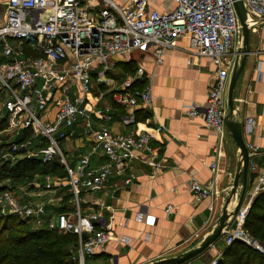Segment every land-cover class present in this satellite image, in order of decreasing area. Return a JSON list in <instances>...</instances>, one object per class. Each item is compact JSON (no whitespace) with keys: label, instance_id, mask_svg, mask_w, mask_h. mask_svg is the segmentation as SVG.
Masks as SVG:
<instances>
[{"label":"built area","instance_id":"2783aa9c","mask_svg":"<svg viewBox=\"0 0 264 264\" xmlns=\"http://www.w3.org/2000/svg\"><path fill=\"white\" fill-rule=\"evenodd\" d=\"M84 1L0 0L5 9L0 23V118L7 113L8 127L4 134L10 142L29 133L28 139L20 145L14 144L13 152L2 159L12 164L23 158H37L44 164L59 160L65 168L67 182L62 185L56 177L48 175L43 190L65 187L74 203L73 210L44 220L45 202L24 204L17 190L10 188L0 193V214L77 236L78 244L71 251L70 264H86L88 258L105 252L111 241V227L105 226L100 211L88 215L81 212L83 181L95 175V186L103 188L114 173L126 176V167L138 151L152 156L151 161L144 162L153 173L164 167L150 146L153 134H114L107 128L111 115L89 107L94 86H105L113 103L124 110L120 117L124 126L136 124L135 109L148 106L153 98L149 87L133 86L150 74L138 68L120 88L112 89L115 83L109 73L117 66L118 59L135 55H151L156 64H162L165 54L177 48L176 42L186 39L188 66H194V58L207 59L214 65V81L206 106L192 104L187 106L186 114L190 119L201 118L208 130L224 136L228 116L225 95L231 75L244 55L243 32L234 0H174V9L166 13L153 9L149 0H130L125 6L102 0V7L95 12L87 9ZM241 1L247 11L251 35L264 32V0ZM24 43L42 56H27ZM51 111H54L53 121L42 120L41 114ZM94 118L101 122L99 128L94 127ZM77 125L85 136L93 139V146L72 166L61 142L72 135L66 129L73 130ZM256 128L257 121L248 118L243 133L254 135ZM161 130L159 127L156 131ZM34 140H38V147L31 150ZM24 148L26 154L15 155ZM247 148L250 153L259 150L254 144H248ZM93 156H102L107 163L93 169ZM136 179L131 173L125 183L132 184ZM189 185L196 201L215 196L212 186L196 180ZM34 188L40 189L37 184ZM260 193H264V169L225 233L227 246L239 241L264 255V243L245 228L252 202ZM165 211L172 213V207ZM143 219L138 214L137 220ZM144 222L154 226L155 217L146 216ZM119 241L128 244L129 238L120 236ZM219 259L215 258L211 264H218ZM110 262L116 264L113 258Z\"/></svg>","mask_w":264,"mask_h":264},{"label":"crops","instance_id":"0c3cea01","mask_svg":"<svg viewBox=\"0 0 264 264\" xmlns=\"http://www.w3.org/2000/svg\"><path fill=\"white\" fill-rule=\"evenodd\" d=\"M111 1L118 6H125L130 0ZM84 2L92 12L102 7V0ZM149 2L160 13L170 12L175 7L174 0ZM4 15V6L0 5V23ZM176 47L165 54L162 64H156L151 55L118 59V62L134 60L138 68H143L150 74L149 78L141 80L146 82L144 87L150 88L153 99L148 106L135 109L136 124L127 127L121 123L120 117L124 110L114 106L107 90H97L90 97L89 107L101 109L111 115L106 126L112 133L153 134L150 146L159 159H162L164 167L158 173H153L151 166L144 162L151 161L152 156L138 151L126 167V176L114 173L103 188L95 186V175L83 181L81 212L88 215L100 211L105 226L111 227V241L106 251L88 258L86 264H111V258L116 264H152L195 251L212 235L230 200L229 219L222 229L221 238L200 256L185 264H211L215 258H221L227 247L224 236L235 215L234 210L241 192L240 184L238 196H231L239 154L227 132L221 136L208 130L201 118L190 119L186 114L187 106H206L214 81V65L207 59L194 58V66H188L185 52L188 48L187 40H179ZM250 49L251 54L235 90V111L230 114L228 107L227 116L229 120L242 122L243 126L248 118L257 121L255 134L244 135L247 145L259 146L257 152L250 153L247 192L255 185L264 169V32L251 35ZM118 69L121 68L116 66L109 73L115 83L111 88H120L127 80L119 82L114 77ZM111 88L110 90L113 89ZM228 93L229 90L225 95L227 105ZM41 118L53 121L54 111L41 114ZM93 121L94 127L99 128L101 122L95 118ZM159 127L162 130L157 132ZM66 131L72 135L61 142L62 149L68 160L70 156V164L76 166L80 158L89 153L93 139L85 136L78 125L73 130ZM104 163L107 162L102 156L91 158L93 169ZM131 173L137 179L132 184H126L125 179ZM56 178L62 185L67 182L66 178ZM44 180L45 178L35 183L40 189L31 185L25 192L24 189L17 190L24 204L45 202L44 220L56 218L61 210H73L74 203L70 197L68 200L66 198L69 195L67 189L61 187L52 191L43 190L46 183ZM192 180L212 186L215 196L196 201L190 191L189 184ZM50 199L53 202H47ZM168 207H172V213H166ZM138 214L144 219L146 216L155 217L154 226L146 225L144 219L137 220ZM120 236H127L129 243L120 242Z\"/></svg>","mask_w":264,"mask_h":264},{"label":"trees","instance_id":"16d2710c","mask_svg":"<svg viewBox=\"0 0 264 264\" xmlns=\"http://www.w3.org/2000/svg\"><path fill=\"white\" fill-rule=\"evenodd\" d=\"M23 47L27 56H42L41 53L31 51L27 43H24ZM117 66L129 73L134 72V75L138 68L134 60L117 62ZM145 84V81L138 80L133 87L143 89ZM100 87L102 90L106 89L105 86ZM7 127L8 115L4 113L0 118V134L4 133ZM28 135L29 133L24 134L14 142H10L9 138L0 139V193L10 189L9 186L31 184L35 179L42 180L48 175L66 177L65 168L59 160L51 164H44L37 158L19 159L13 164L3 161L2 157L5 154L13 152V145L22 144L29 138ZM37 143L38 140H34L30 149H37ZM25 150L24 148L15 155H24ZM69 197L70 195L66 197L67 200ZM63 212L65 211L61 210V213ZM245 228L264 243V193L254 198ZM77 244L78 238L75 235L43 228L33 229L27 226V222L20 221L14 216L4 217L0 214V264H70L69 256ZM218 264H264V255L236 241L226 247Z\"/></svg>","mask_w":264,"mask_h":264},{"label":"water","instance_id":"95a60500","mask_svg":"<svg viewBox=\"0 0 264 264\" xmlns=\"http://www.w3.org/2000/svg\"><path fill=\"white\" fill-rule=\"evenodd\" d=\"M234 6L243 32L242 52L244 53V55L237 68L233 71L230 79V86L228 93V107L230 114H232L235 111L234 95H235L236 86L241 75L244 72L247 58L249 54H251V49H250L251 31H250L249 19L245 5L241 0H234ZM225 130L227 132L229 139L233 142L239 154L237 173L235 175L234 182L231 188V196L236 197L238 196V189L241 184V192L239 194L238 204L234 210V214H236L239 208L241 207V205L243 204V201L247 193L248 181L250 177L251 155L247 148V144L243 134L242 122H235L226 119ZM229 203L230 200H228L225 208L223 209L221 217L212 235L202 243L200 248L190 253H187L183 256H180L178 258L162 260L152 264H185L187 262L192 261L194 258L200 256L202 253L208 250L209 247H211L219 238H221L222 229L224 228L226 221L229 219V214H228Z\"/></svg>","mask_w":264,"mask_h":264},{"label":"rangeland","instance_id":"374dc122","mask_svg":"<svg viewBox=\"0 0 264 264\" xmlns=\"http://www.w3.org/2000/svg\"><path fill=\"white\" fill-rule=\"evenodd\" d=\"M243 46V45H242ZM239 47H241V46H239ZM1 62V61H0ZM134 73V72H133ZM133 73H129L128 71H124V69H118V71H117V73H116V75L114 76L119 82H122L123 80H125V79H128L129 77H132L134 74ZM123 76V77H122ZM95 83V81H93V84ZM99 89H101V87L99 86V87H95L94 86V89H93V91L95 92V91H99ZM102 90V89H101ZM107 90V88L105 89V90H103V91H106ZM7 138H9L8 136H6V134H4V133H1L0 134V139H7ZM69 161H71V158H70V156H69ZM44 179V178H43ZM38 180L39 179H35L31 184H27V185H15V187H13V186H9L10 188H12V189H15V190H23L24 192L25 191H27V189L28 188H30L31 187V185H33L34 186V184L35 183H37L38 182ZM56 180H59V179H56ZM40 181V180H39ZM60 181V180H59ZM58 181V182H59ZM63 181V180H62ZM44 182H45V180H44ZM57 182V181H56ZM27 226H29L30 228H37V229H41V228H43V229H48L47 228V226L46 225H41V224H38V223H36V222H33V221H28L27 222ZM50 230V229H49ZM70 257V256H69Z\"/></svg>","mask_w":264,"mask_h":264}]
</instances>
